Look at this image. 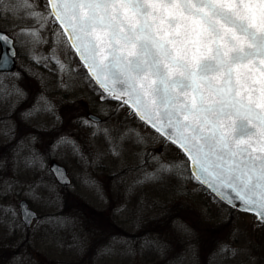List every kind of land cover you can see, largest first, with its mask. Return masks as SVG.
<instances>
[{
    "label": "rangeland",
    "instance_id": "obj_1",
    "mask_svg": "<svg viewBox=\"0 0 264 264\" xmlns=\"http://www.w3.org/2000/svg\"><path fill=\"white\" fill-rule=\"evenodd\" d=\"M34 4L43 12L45 0ZM0 28L18 50L15 70L0 72V264H264V224L192 179L127 106L101 99L53 21L0 9ZM22 199L40 215L30 229Z\"/></svg>",
    "mask_w": 264,
    "mask_h": 264
},
{
    "label": "snow or ice",
    "instance_id": "obj_2",
    "mask_svg": "<svg viewBox=\"0 0 264 264\" xmlns=\"http://www.w3.org/2000/svg\"><path fill=\"white\" fill-rule=\"evenodd\" d=\"M0 9L53 21L101 99L127 106L183 154L192 179L264 224V0H45L43 12L34 0H0ZM0 42L3 68L16 53L2 32Z\"/></svg>",
    "mask_w": 264,
    "mask_h": 264
},
{
    "label": "water",
    "instance_id": "obj_3",
    "mask_svg": "<svg viewBox=\"0 0 264 264\" xmlns=\"http://www.w3.org/2000/svg\"><path fill=\"white\" fill-rule=\"evenodd\" d=\"M0 32L6 34L11 39V41L13 42V47L11 50L15 51V53H16V55L14 57L10 58V63L8 64L7 67L0 68V72H10L16 68L17 48L15 46V40L10 34L3 31L2 29H0ZM0 48H1L0 55H3L4 52L9 51V49L4 47L3 42H0ZM89 118L95 122H100V120H101V118L95 114H90ZM56 168L61 169L63 172V175H61L58 172H54L53 169H56ZM50 170L60 185L68 186L72 183V179L68 173L67 168L64 165L58 163L57 161H52V163L50 165ZM19 208H20V215H21L22 222L24 223L26 228H31L33 226L35 220L39 217L38 212L30 207V204L26 199H22L20 201ZM22 209L27 210L32 215L30 217L23 216L22 215ZM237 209H239V206L237 207ZM249 213H251V212H249ZM252 214H254V213H252ZM254 215H256V214H254Z\"/></svg>",
    "mask_w": 264,
    "mask_h": 264
},
{
    "label": "trees",
    "instance_id": "obj_4",
    "mask_svg": "<svg viewBox=\"0 0 264 264\" xmlns=\"http://www.w3.org/2000/svg\"><path fill=\"white\" fill-rule=\"evenodd\" d=\"M77 58V57H76ZM77 60H78V58H77Z\"/></svg>",
    "mask_w": 264,
    "mask_h": 264
}]
</instances>
